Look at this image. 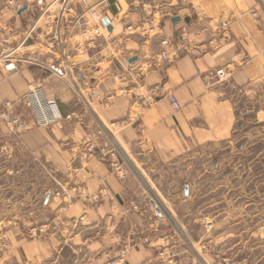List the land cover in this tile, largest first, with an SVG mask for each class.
<instances>
[{
  "label": "crops",
  "instance_id": "obj_1",
  "mask_svg": "<svg viewBox=\"0 0 264 264\" xmlns=\"http://www.w3.org/2000/svg\"><path fill=\"white\" fill-rule=\"evenodd\" d=\"M6 1L0 0V20L7 34L36 22L38 13L28 6L36 0H21L16 10L3 9ZM113 1L106 12L113 29L96 47L86 46L73 19L62 24L53 54L44 45L31 47L54 69L68 63L75 81L28 63L10 75L0 71V102L17 100L42 84L59 99L64 115L75 113L51 127L14 135L0 115V140L14 147V153L0 155V227L7 243L0 264H109L108 255H115L123 241L150 232L146 218L130 204L153 193L151 172L176 189L183 187L184 197L191 198L195 175L184 163L207 147L229 151L218 163V225L237 227L231 236L246 230L248 241L257 204L264 214V29L250 13L255 0H227V31L218 24L222 0H200L207 8L201 13L160 18L155 13L152 21L146 16L152 0ZM38 26L45 29L42 21ZM182 34L188 49L170 63L161 61L160 38L177 40ZM144 59L153 67L142 81L124 76ZM221 67L232 75L218 82L215 73ZM159 84L175 93L180 109L164 95L154 94L150 104L152 88ZM79 86L98 87L112 95V104L80 103ZM91 141L101 151L117 145L139 177L135 173L122 181L98 155L84 157ZM81 187L88 195L109 192L116 204L107 200L95 206L87 196L72 198L73 189ZM84 214L92 225L77 223ZM184 240L187 245V236ZM178 251L187 250L179 245ZM155 254L141 244L120 264H152Z\"/></svg>",
  "mask_w": 264,
  "mask_h": 264
},
{
  "label": "built area",
  "instance_id": "obj_2",
  "mask_svg": "<svg viewBox=\"0 0 264 264\" xmlns=\"http://www.w3.org/2000/svg\"><path fill=\"white\" fill-rule=\"evenodd\" d=\"M107 0H36L29 3L28 6L38 13L36 22L25 29L14 30L7 34L5 24L0 20V71L10 75L20 69V65L28 63L37 69H44L50 71V74L56 75L59 78L69 81H75L72 71L68 63H64L58 69L48 65L46 61L39 58L38 51H34L31 47L36 44L44 45L49 49V52L56 51L58 44L61 42L62 24L70 19L75 20L73 25L80 28V33L85 38L86 46L94 48L97 46L100 39L107 38L110 35L107 24L104 22L108 16L106 15L105 4ZM264 1V0H259ZM21 0H7L3 9H18ZM39 21L45 24V29L38 26ZM110 24H113L110 20ZM228 20L221 19L219 26L227 31ZM12 30V29H9ZM48 31V32H47ZM76 36V35H75ZM81 49V48H79ZM188 49V38L186 34H182L179 39L173 40L168 37H162L160 40L159 57L160 60L170 63L174 58H178L182 51ZM68 60V59H66ZM102 60L101 62H103ZM153 63L149 59H144L138 65L132 67L127 71L128 77H132L135 81L140 82L144 79L147 73L152 69ZM231 71L226 67H221L216 70L215 76L218 82L226 81L231 77ZM123 76V78H124ZM118 78V75H114ZM87 95L90 97H98L102 99L105 106L112 104V96H103L94 88L88 90ZM152 99L150 104L154 102V94L164 95L167 97L175 109H180L181 104L175 93L165 87V85H156L152 88ZM79 96V93H78ZM148 102V103H149ZM26 109V113L17 112L19 105ZM2 106L0 115L6 121L11 134H18L19 132L32 127H48L58 123L64 118L61 112L59 103L56 97L50 94L42 84L31 86L29 90L17 100H4L0 102ZM69 114L66 117H71ZM10 142L0 140V153L11 151L12 146ZM96 145L92 143L89 147L94 151ZM101 160L106 162L109 166L110 172L119 177L120 180L126 181L130 178V170L124 160H122L116 150H111L101 156ZM75 194L72 196L87 195V190L83 187L74 188ZM90 201L98 206L104 201H111L116 204L115 196L111 193H101L88 195ZM130 209L132 212L138 213L146 218L149 223V234H137L135 237L129 238L122 242L120 249L115 255L109 254L111 258L124 261L126 256L139 245H149L156 250L157 257L161 258L158 264H179L177 260L169 259L167 263L164 261V256L170 244L169 234L161 237L162 243H157L159 251L154 240L153 233H157L168 221L167 212L164 207L155 200L146 201L145 203L131 201ZM77 223L85 225H92V220L86 215H82L77 219ZM169 253H172L169 251Z\"/></svg>",
  "mask_w": 264,
  "mask_h": 264
},
{
  "label": "rangeland",
  "instance_id": "obj_3",
  "mask_svg": "<svg viewBox=\"0 0 264 264\" xmlns=\"http://www.w3.org/2000/svg\"><path fill=\"white\" fill-rule=\"evenodd\" d=\"M94 1L96 2L97 0ZM109 1L110 5L105 4L106 12L109 6L111 8L114 3L113 0ZM152 2L153 7L147 8L150 13H146L147 15L145 14L150 18L149 20L151 21L153 20L152 17L155 15V13L157 14V17L160 18L163 13L181 16L194 12L201 13L207 10L206 6L200 0H152ZM228 5L229 3L227 0H222V2L218 4V24L221 19H227L226 17H223V14L226 13L227 15H230L229 11L227 10V7H229ZM250 13L253 16L256 24L260 28L264 29V1L261 2L259 0H255ZM166 16L167 15H165V17ZM117 19L120 21L119 18ZM161 39L162 38H160V40ZM94 88L100 92L99 88L96 86L85 89H82L79 86V102L82 104H88L90 100L97 99L103 103L102 99H99L98 97L93 98L87 95L86 92ZM100 94L103 95L101 92ZM107 95L108 94H105L103 96ZM56 99L61 109L59 99L57 97ZM17 112L24 114L26 113V109L20 104L17 108ZM69 114L72 116L66 117ZM69 114H63L64 118L60 121L72 118L75 113L72 112ZM3 121L5 122L8 133H10L6 121ZM51 126L52 125L48 127ZM24 131L25 130L19 132L18 134ZM92 143L96 145L94 151L89 149ZM9 144L12 146L11 151L0 153V155L14 153V147L12 143ZM111 150H116L118 152L120 158L126 162L130 170V174L133 176V174L137 172L135 170L134 163L125 152L121 151L117 145L112 144L109 146V149L101 151L99 149V145L96 142L91 141L87 145L84 157L87 158L90 155H98L99 159L101 160V156ZM228 152V150L222 148L220 149L218 147H207L197 154L195 153L193 157L188 160V162L184 163V167L188 168L195 175L194 180H192L191 183L194 185L192 197L188 199L184 197L183 187L176 189L175 187H172L171 181H167L158 177L157 172L155 171L151 172L152 178L149 179V181H153L151 184L154 186V190L153 193L148 192L146 194V199L142 203H145L147 200H155L159 204L161 203L167 212L168 221L161 228V230L156 233V246L157 243L163 244L160 239L161 237L166 236L167 234L171 236L168 250L164 256V261L166 263L169 259L173 258L174 260H177L179 264H215V262L209 259L207 255L205 256V254H210L217 261V264H264V214L262 215V204L256 205V216L254 217L253 223H251L252 225L249 226L251 238L248 241L246 240V230L243 236H231L232 230H236L237 227L230 228L228 226L218 225V163L223 161L225 158H223V156ZM101 161L104 162L103 160ZM104 163L107 164L106 162ZM153 165H155L154 162ZM136 175L139 177L138 173H136ZM84 196L88 197V194ZM211 222L215 224L213 228H210L209 226ZM2 229L3 227H0V253H3L7 250V243L5 242L3 235H1ZM186 236L189 239L188 243L191 248L188 246V243L186 245V241L184 240V237ZM179 245H181L182 249L187 250L184 255H181L178 251ZM157 249L159 251L158 246ZM192 249L198 255L195 254ZM169 251L172 253H169ZM214 253L218 254L217 259L214 257ZM199 257H202V260L205 259L208 263H202ZM151 261L152 264H158L161 261V258H158L155 254L151 258ZM120 262L121 261H119V259L108 258L109 264H120Z\"/></svg>",
  "mask_w": 264,
  "mask_h": 264
},
{
  "label": "water",
  "instance_id": "obj_4",
  "mask_svg": "<svg viewBox=\"0 0 264 264\" xmlns=\"http://www.w3.org/2000/svg\"><path fill=\"white\" fill-rule=\"evenodd\" d=\"M25 8H26V7L24 6V7L21 9V11H22V10H25ZM104 22L107 24V26H108V30H109V31H112L113 26L110 24V19H109V18H106ZM137 60H138V58L135 57L134 59H132L131 62H134V61H137ZM186 194H187V195L189 194V192H188V188L186 189Z\"/></svg>",
  "mask_w": 264,
  "mask_h": 264
},
{
  "label": "bare ground",
  "instance_id": "obj_5",
  "mask_svg": "<svg viewBox=\"0 0 264 264\" xmlns=\"http://www.w3.org/2000/svg\"><path fill=\"white\" fill-rule=\"evenodd\" d=\"M115 141V140H114ZM156 198V197H155ZM157 199V198H156ZM161 204V203H160Z\"/></svg>",
  "mask_w": 264,
  "mask_h": 264
}]
</instances>
